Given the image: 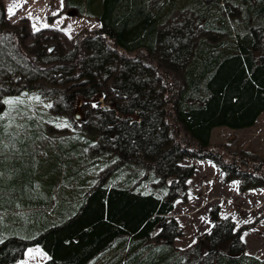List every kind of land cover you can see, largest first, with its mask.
Returning a JSON list of instances; mask_svg holds the SVG:
<instances>
[{"label": "trees", "instance_id": "16d2710c", "mask_svg": "<svg viewBox=\"0 0 264 264\" xmlns=\"http://www.w3.org/2000/svg\"><path fill=\"white\" fill-rule=\"evenodd\" d=\"M64 1L101 26L79 41L34 32L0 0V264L32 245L47 251L43 264H264L218 204L188 249L169 215L196 171L188 155L213 159L243 190L264 185V155L226 160L211 147L214 127L251 126L264 111V0ZM29 89L56 97L59 112L91 113V135L60 137L40 156L39 120L4 103ZM106 163L111 176L93 181Z\"/></svg>", "mask_w": 264, "mask_h": 264}, {"label": "rangeland", "instance_id": "374dc122", "mask_svg": "<svg viewBox=\"0 0 264 264\" xmlns=\"http://www.w3.org/2000/svg\"><path fill=\"white\" fill-rule=\"evenodd\" d=\"M4 3L7 13L8 7L14 6L15 15L11 16V21L16 26H23L24 23L28 22L31 27L33 24H36L38 28L42 29L44 28L43 25L47 24L49 27H54L55 29L51 30V33H57V31H59L67 34L69 39L74 38L77 41H79L86 32L94 31L101 26V22L98 19L90 18L85 14L81 15L75 9L67 8L64 0L63 2L62 0H4ZM30 13L31 17H29ZM179 14L180 13H177V15ZM173 19L170 20L172 21ZM237 30L238 28H235V32ZM29 41H32V38H30ZM23 46L25 50L26 46ZM26 50L29 49L27 48ZM126 53L129 55H135L137 53L140 55L144 54L143 51H127ZM35 97H39V99ZM15 98H19L22 101L21 104L24 106L25 112L39 120L40 126L44 129L42 134L44 140H42L41 144L36 145L37 148H40V156L45 155L48 152L49 144L53 147L60 137L83 132V130L87 132V129H85L87 126L85 125H87L88 122L85 121H87L91 113H86L81 107H76L71 112H59L54 106L56 97L37 89L23 90L20 95L10 99ZM103 98V95H98L97 98L93 100V104H97L99 100H103ZM48 105H51V107H48ZM64 124L68 126L64 127ZM179 133L182 139H187V135L183 130H180ZM87 135L90 136L91 134L87 132L86 136ZM263 136V133L256 130L232 129L221 126L213 131L211 147L215 151L220 152L226 160L249 157L247 155L248 152H255L261 156L264 155ZM86 153L93 155L92 157L97 156L94 151V145L87 146ZM194 158L196 159L197 157L188 155L185 156L181 162L184 164H194L192 163V159ZM198 162V170L195 164L197 172L195 175L188 178H191L190 181L187 179L188 185L189 182L191 185L188 199L185 202L179 201L177 207L174 208L176 211H173L174 209L172 210V214H175V218L184 231L175 243L184 246L191 245L202 232L212 229L213 220L210 217V209L213 205H221L220 214L225 217L231 216L233 220L235 219V228L238 230V227L243 228L244 225L253 223V219L256 220L257 218V216L254 217L250 214L245 218L246 215L243 210L245 208L241 205L248 203V205L253 206L260 199L264 200V187H262L259 194L256 193V191L254 194L243 192L241 191L243 189H239V180L230 182L231 179L227 180L224 178L223 181L220 179L221 176L219 172L222 171V169L213 159L201 158ZM112 167V164L106 163L97 169L92 168L93 181L98 180L100 175L104 173L107 174V177L111 176L109 169L111 168L112 170ZM127 172L128 171L125 173ZM143 172L144 171H142V173ZM222 172L225 177V172ZM159 183H162V180H157V183H151L149 187H157L160 185ZM169 215L172 216L171 213ZM249 217L250 219L247 220ZM261 224H264V221ZM261 224L251 228L252 233L245 231L247 235L244 234V239L248 243V251L254 253L259 252L264 256V238L260 236L258 231ZM193 245L194 243L185 249L191 248ZM45 260V252L39 246L34 245L26 250L24 257L16 264H43Z\"/></svg>", "mask_w": 264, "mask_h": 264}, {"label": "crops", "instance_id": "0c3cea01", "mask_svg": "<svg viewBox=\"0 0 264 264\" xmlns=\"http://www.w3.org/2000/svg\"><path fill=\"white\" fill-rule=\"evenodd\" d=\"M221 126H224V127H229V126H226V125H221ZM221 126H216V127H214L213 128V131H214V129H216L217 127H221ZM229 128H232V127H229ZM232 129H247V130H256V131H258V132H261V133H263L264 134V111L263 112H261V114L258 116V118H257V120H256V122L253 124V125H251V126H247V127H243V128H232ZM213 131H212V134H213ZM264 137V136H263ZM199 159H201V158H194V159H192V163H194V164H196V166H197V170H198V161H199ZM219 170H221L220 168H218ZM197 170L195 171V173L197 172ZM223 171V170H222ZM222 171H220L219 173H220V176H221V180L223 181V179L225 178L224 177V173L222 172ZM195 173L193 174V175H195ZM192 175V176H193ZM191 179V178H190ZM190 179H188L189 181H190ZM235 181V180H239V189L241 190V188H240V179L239 178H234V179H231V181L230 182H232V181ZM229 182V183H230ZM237 184V183H236ZM262 187H264V185L263 186H257V187H251V188H248V189H245V190H241V191H243V192H249V193H251V194H254L255 193V191H256V193H260V190L262 189ZM188 195H187V197L186 198H182V197H179V198H177L176 200L177 201H175V207H177V203H179V201L181 202H185L187 199H188V196H189V193H190V191H191V185H190V182H189V185H188ZM182 199V200H181ZM241 205V204H240ZM242 207H244L245 209H243L244 211H245V218L250 214V215H252V216H257V218H256V220H254L253 219V223H251V224H249V225H244L243 226V228L242 227H238L239 228V230H240V232H241V236L243 237V241H244V243H245V252L246 253H249V254H252V255H255V256H258V257H260V258H264V256L263 255H261L259 252H257V253H254V252H250V251H248V243H247V241L244 239V234H245V231H249L250 233H252V229L251 228H254L255 226H258V224H261V223H263V221H264V200H262V199H260L259 201H257V203H255L253 206L252 205H248V203H246L245 205H241ZM220 207H221V205H220ZM220 210H221V208H220ZM173 211H176V209H174ZM171 215L172 216H174L175 214H172V212H171ZM222 216V215H221ZM175 217V216H174ZM223 217H225V216H223ZM226 217H231V216H226ZM253 217V218H254ZM232 218V217H231ZM250 219V217L247 219V220H249ZM235 220V219H234ZM246 220V221H247ZM236 221V220H235ZM245 221V220H244ZM241 224V223H240ZM239 224V225H240ZM247 224V223H246ZM213 225H214V222H213ZM238 225V226H239ZM258 231H259V234H260V236L261 237H263L264 238V224H261L260 226H259V229H258ZM184 232V231H183ZM205 232V231H204ZM203 233V232H202ZM182 234V233H181ZM181 234H179V235H176L175 237H174V244L176 245V246H178V247H180V248H182V249H185V248H187V247H189V246H191L193 243H195L196 242V240L197 239H195V241L191 244V245H188V246H184V245H182V244H176L175 243V241L180 237V235ZM34 245H32V246H29L26 250H28L29 248H31V247H33ZM37 246V245H36ZM40 247V246H39ZM44 252H45V254H46V259L48 258V253H47V251L45 250V249H43L42 247H40ZM26 252V251H25ZM17 263V262H16ZM15 263V264H16Z\"/></svg>", "mask_w": 264, "mask_h": 264}, {"label": "snow or ice", "instance_id": "6c2138e0", "mask_svg": "<svg viewBox=\"0 0 264 264\" xmlns=\"http://www.w3.org/2000/svg\"><path fill=\"white\" fill-rule=\"evenodd\" d=\"M62 2H63V0H62ZM8 13H9V18H11V16L15 15L14 6H9V7H8ZM54 15H55V14H54ZM29 17H31V13L29 14ZM43 26H44L45 28L49 27V25H47V24H45V25H43ZM32 27H33V29H34V32H38V31H40V28H38V27L36 26V24H33ZM35 98H36V99H39V97H35ZM4 103H5V104L12 105V104H17V103H22V101H21L19 98H15V99H9V100H6V101H4ZM48 107H51V105H48ZM58 126H59V125H58ZM63 126H64V127H67L68 125H67V124H64ZM245 235H247V234L245 233ZM241 239H243V237H241ZM0 242H2V241H0ZM246 255H249V254L246 253ZM257 259H259V258L257 257Z\"/></svg>", "mask_w": 264, "mask_h": 264}]
</instances>
